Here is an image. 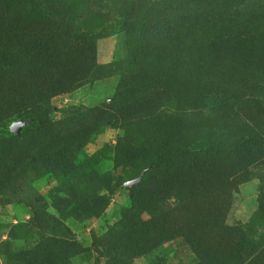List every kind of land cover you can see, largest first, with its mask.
I'll return each mask as SVG.
<instances>
[{"label":"rangeland","instance_id":"obj_1","mask_svg":"<svg viewBox=\"0 0 264 264\" xmlns=\"http://www.w3.org/2000/svg\"><path fill=\"white\" fill-rule=\"evenodd\" d=\"M191 6L0 0V264H264V73L186 84Z\"/></svg>","mask_w":264,"mask_h":264},{"label":"trees","instance_id":"obj_2","mask_svg":"<svg viewBox=\"0 0 264 264\" xmlns=\"http://www.w3.org/2000/svg\"><path fill=\"white\" fill-rule=\"evenodd\" d=\"M231 1L235 5H231ZM247 2L191 0L192 6L186 13H198V37L194 51L187 44L185 46L189 49L184 53L181 75L186 84H196L200 88L213 90L209 84L224 85L240 80L248 83L264 73V0L260 4ZM197 8L198 12L195 11ZM246 42H250V45ZM19 87L17 78L8 81L5 73L1 71L0 122L17 113L20 107L25 105L20 104L23 99ZM53 89L55 88L51 86L47 90L50 92ZM49 92L45 93L46 99ZM37 96L39 97L40 93H37ZM29 98L31 101L27 106L34 107L37 97L32 95Z\"/></svg>","mask_w":264,"mask_h":264}]
</instances>
